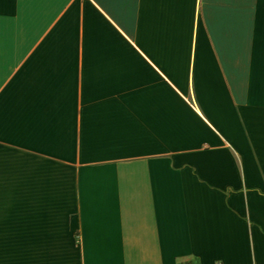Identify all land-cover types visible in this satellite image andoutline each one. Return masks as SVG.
Returning a JSON list of instances; mask_svg holds the SVG:
<instances>
[{"label":"crops","instance_id":"crops-1","mask_svg":"<svg viewBox=\"0 0 264 264\" xmlns=\"http://www.w3.org/2000/svg\"><path fill=\"white\" fill-rule=\"evenodd\" d=\"M264 262V0H0V264Z\"/></svg>","mask_w":264,"mask_h":264},{"label":"built area","instance_id":"built-area-1","mask_svg":"<svg viewBox=\"0 0 264 264\" xmlns=\"http://www.w3.org/2000/svg\"><path fill=\"white\" fill-rule=\"evenodd\" d=\"M215 264H223L222 262H216ZM253 264H264V262L262 263H253Z\"/></svg>","mask_w":264,"mask_h":264}]
</instances>
